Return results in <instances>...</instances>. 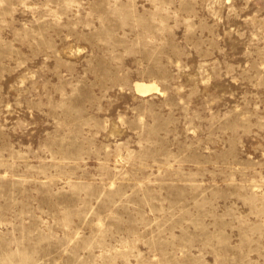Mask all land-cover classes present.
I'll return each instance as SVG.
<instances>
[{"label": "rangeland", "instance_id": "1", "mask_svg": "<svg viewBox=\"0 0 264 264\" xmlns=\"http://www.w3.org/2000/svg\"><path fill=\"white\" fill-rule=\"evenodd\" d=\"M0 264H264V0H0Z\"/></svg>", "mask_w": 264, "mask_h": 264}, {"label": "bare ground", "instance_id": "2", "mask_svg": "<svg viewBox=\"0 0 264 264\" xmlns=\"http://www.w3.org/2000/svg\"><path fill=\"white\" fill-rule=\"evenodd\" d=\"M135 90L139 95L146 96L151 94L152 92H158V89L153 84H143L138 83L135 85Z\"/></svg>", "mask_w": 264, "mask_h": 264}]
</instances>
